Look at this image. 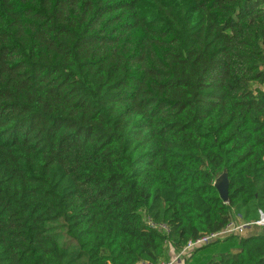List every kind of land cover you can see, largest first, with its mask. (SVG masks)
I'll list each match as a JSON object with an SVG mask.
<instances>
[{
	"label": "trees",
	"instance_id": "16d2710c",
	"mask_svg": "<svg viewBox=\"0 0 264 264\" xmlns=\"http://www.w3.org/2000/svg\"><path fill=\"white\" fill-rule=\"evenodd\" d=\"M261 213L264 0H0V264L157 263ZM220 241L264 264V227Z\"/></svg>",
	"mask_w": 264,
	"mask_h": 264
},
{
	"label": "built area",
	"instance_id": "2783aa9c",
	"mask_svg": "<svg viewBox=\"0 0 264 264\" xmlns=\"http://www.w3.org/2000/svg\"><path fill=\"white\" fill-rule=\"evenodd\" d=\"M150 225L153 227H161L164 230H168V228L165 225H158L156 223H154L153 221H149ZM249 225H258V226H264V213H261L260 218L257 221H254L252 223H245L243 222L240 217L238 216L236 219L231 220L227 226L218 231V232H212V233H206L203 234L201 236H199L198 238L189 241L186 246L184 248H182L179 251V255L178 257H185L189 251H192L198 247L204 246L206 244H209L210 242H213L219 238L225 237L227 235L230 234H240L243 233L245 228ZM175 260L173 259H162L157 263L148 261V260H144V261H140L136 264H173Z\"/></svg>",
	"mask_w": 264,
	"mask_h": 264
},
{
	"label": "rangeland",
	"instance_id": "374dc122",
	"mask_svg": "<svg viewBox=\"0 0 264 264\" xmlns=\"http://www.w3.org/2000/svg\"><path fill=\"white\" fill-rule=\"evenodd\" d=\"M261 227H264V226H261ZM226 246L227 245H225L223 242L220 241V242L212 243L211 245L207 247H201L197 251H195L194 256L191 259H189L187 264H190V263L191 264H204L207 261L208 256L218 252L221 248L225 249ZM185 261H187V259ZM173 264H178V262L174 261Z\"/></svg>",
	"mask_w": 264,
	"mask_h": 264
},
{
	"label": "water",
	"instance_id": "95a60500",
	"mask_svg": "<svg viewBox=\"0 0 264 264\" xmlns=\"http://www.w3.org/2000/svg\"><path fill=\"white\" fill-rule=\"evenodd\" d=\"M216 188L219 191L220 196L224 201L228 200L229 197V179L228 175L226 173H223L220 175L216 182H215Z\"/></svg>",
	"mask_w": 264,
	"mask_h": 264
},
{
	"label": "crops",
	"instance_id": "0c3cea01",
	"mask_svg": "<svg viewBox=\"0 0 264 264\" xmlns=\"http://www.w3.org/2000/svg\"><path fill=\"white\" fill-rule=\"evenodd\" d=\"M193 251L194 250H192L191 252L189 251L188 255L185 256V257L184 256L183 257H178L179 251L177 252L171 245H168L167 254H166V258L165 259H173L176 262H178V264H184L185 259L190 257L192 255Z\"/></svg>",
	"mask_w": 264,
	"mask_h": 264
}]
</instances>
